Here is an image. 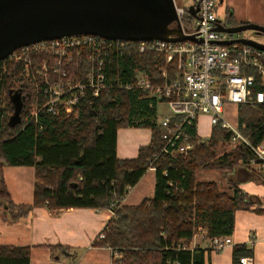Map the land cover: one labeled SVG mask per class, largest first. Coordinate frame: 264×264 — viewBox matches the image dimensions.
<instances>
[{"label":"trees","instance_id":"trees-1","mask_svg":"<svg viewBox=\"0 0 264 264\" xmlns=\"http://www.w3.org/2000/svg\"><path fill=\"white\" fill-rule=\"evenodd\" d=\"M224 22L230 24V18ZM137 44L129 42V55L109 53L104 68L112 87L80 106L77 118L63 119L40 111L32 119L26 109L27 97L31 98L27 94L21 123L14 127L9 126L10 116H4L1 108V104L6 109L11 106L13 112L9 92L15 90L7 91L11 64L8 59L0 61V207L10 223L19 222L38 207L107 209L113 216L101 231L102 239L95 240L93 246L109 248L113 256L117 255V264H205L207 249L189 245L200 231L208 240L232 235L235 213L253 203L229 175L237 168H246L254 154L237 146L218 156V143L231 136L219 129L206 140L195 139L193 150L185 156L160 154L163 130L156 124L157 102L138 91L116 87L127 84L136 69L151 79L157 75V55L139 53ZM43 57V52L32 56L35 62ZM64 69L70 79L82 81L90 63L75 56ZM255 91H264V87L255 86ZM237 127L252 145L264 143V104L238 106ZM120 128L151 130L150 143L140 147L133 159L116 157V132ZM150 165L155 169L153 197L137 206H122L127 188L137 185ZM4 166L34 168L30 205L15 204L10 199L3 182ZM199 169L223 171L231 195L215 181H197ZM251 255L246 246H235L232 264H240L239 258ZM0 264H29V248L0 246Z\"/></svg>","mask_w":264,"mask_h":264},{"label":"built area","instance_id":"built-area-1","mask_svg":"<svg viewBox=\"0 0 264 264\" xmlns=\"http://www.w3.org/2000/svg\"><path fill=\"white\" fill-rule=\"evenodd\" d=\"M172 2L181 35L192 39L137 42L139 53L157 55V75L151 79L143 70L136 69L127 84L119 83L116 87L138 91L140 96L154 99L157 105L163 104L168 109V114L156 120L163 130L160 154L175 158L192 151L200 139L199 117L205 116L210 125L207 139L214 129L229 131L231 136L224 144L249 149L254 158L248 164L264 168V143L252 145L225 117L228 105L238 108L264 104V91H255V86L264 87V52L239 43H220L235 38L216 30L218 25L227 27L216 15V0H193L187 8L181 7L177 0ZM41 52L53 58L51 65L47 60L41 65L44 75L52 77L46 79L41 89L42 102L32 119L40 111L69 116L83 104L90 103L101 91L112 87L106 80L104 68L109 53L129 55L130 49L129 41L75 35L21 47L6 59L28 77L34 66L32 56ZM75 56H82L90 63V70L82 81H72L64 69V64ZM50 66L48 71L46 68ZM148 169L155 170L151 165ZM131 189L127 188V194ZM199 233L205 238L203 231ZM102 237L100 233L97 239ZM210 243L213 251H220L231 241L230 237H221L211 239ZM239 263L252 264V258L241 257Z\"/></svg>","mask_w":264,"mask_h":264},{"label":"crops","instance_id":"crops-1","mask_svg":"<svg viewBox=\"0 0 264 264\" xmlns=\"http://www.w3.org/2000/svg\"><path fill=\"white\" fill-rule=\"evenodd\" d=\"M150 140V129L120 128L116 132V157L120 160L133 159L139 148L148 145ZM245 166L237 168L231 178L251 197L253 205L235 213L231 243L220 251H213L210 240L202 235L193 238L190 248L207 249L205 264H232V251L238 245L252 251L251 256H245L252 258V264H264V168L249 164ZM2 175L13 203L30 205L35 183L34 168L4 166ZM216 183L231 195L226 183ZM154 185L155 171L148 169L122 199L121 205L137 206L152 198ZM112 216L107 209L49 210L45 207L34 208L16 223H10L0 216V246L28 247L29 264H117V255L113 256L109 248L93 246Z\"/></svg>","mask_w":264,"mask_h":264},{"label":"water","instance_id":"water-1","mask_svg":"<svg viewBox=\"0 0 264 264\" xmlns=\"http://www.w3.org/2000/svg\"><path fill=\"white\" fill-rule=\"evenodd\" d=\"M171 21H177L172 0H0V61L21 47L75 35L129 42L192 39L182 36L179 28L167 30ZM216 30L264 34V26L254 24L218 25ZM220 43H239L264 52L263 44L244 38ZM9 99L13 113L8 122L14 127L21 123L25 97L15 90L9 92Z\"/></svg>","mask_w":264,"mask_h":264},{"label":"rangeland","instance_id":"rangeland-1","mask_svg":"<svg viewBox=\"0 0 264 264\" xmlns=\"http://www.w3.org/2000/svg\"><path fill=\"white\" fill-rule=\"evenodd\" d=\"M181 7L187 8L193 2V0H177ZM217 2V12L216 15L219 18V21L224 23L226 18H230V22L233 24H237V26L241 25H249L254 24L257 26H264V0H216ZM179 28V25L176 21H171L167 25V30L176 31ZM232 36L236 38H244L259 44L264 45V34L257 33L252 30H246L238 34H232ZM19 54V53H17ZM47 60L48 64L51 65L53 62V58L46 56L41 60L35 62L32 68V74L27 77L21 70L13 69V65L8 66V77L9 80L7 82V91L8 90H21V94L26 98L27 94L31 95V98L28 102V106L26 107L27 111H29L28 116H32L36 111L39 104L42 102L40 97V89L42 85L45 84L46 79L51 78L52 76L46 77L44 75L45 71L41 68L42 63ZM11 64V63H10ZM52 66L47 67L46 69L50 71ZM73 81V80H72ZM40 84V85H39ZM7 99V98H6ZM8 101V100H7ZM31 107V108H30ZM1 108L4 116H11L12 109L11 106L6 109L4 104H1ZM29 109V110H28ZM81 108L76 110L72 115H60L63 119H72L77 118L79 115ZM236 107L232 105H228L225 112V117L230 122L231 125L235 124L236 119ZM157 119L160 120L164 115L168 114L169 111L163 104H158L156 108ZM203 120V122H202ZM198 133L201 140H206L210 131V125L208 123V118L205 116L199 117L198 122ZM236 147L231 145H226L222 141L218 143L216 152L218 156L222 154H228L232 152ZM231 178V174L229 175ZM195 178L197 181H221L225 185L226 179L224 178L223 171L217 170H205L199 169L195 173ZM1 189V187H0ZM0 216L9 219L7 214H4L2 207H0ZM200 233H196L195 236H199ZM194 236V237H195ZM193 237V238H194ZM193 240V239H192ZM199 240V239H198Z\"/></svg>","mask_w":264,"mask_h":264},{"label":"flooded vegetation","instance_id":"flooded-vegetation-1","mask_svg":"<svg viewBox=\"0 0 264 264\" xmlns=\"http://www.w3.org/2000/svg\"><path fill=\"white\" fill-rule=\"evenodd\" d=\"M226 25V24H225ZM227 27H236L237 26V24H233V23H230V24H228V25H226ZM18 91H20V90H18ZM21 92V91H20ZM22 95V94H21ZM23 96V95H22Z\"/></svg>","mask_w":264,"mask_h":264},{"label":"bare ground","instance_id":"bare-ground-1","mask_svg":"<svg viewBox=\"0 0 264 264\" xmlns=\"http://www.w3.org/2000/svg\"><path fill=\"white\" fill-rule=\"evenodd\" d=\"M155 64V63H154Z\"/></svg>","mask_w":264,"mask_h":264}]
</instances>
